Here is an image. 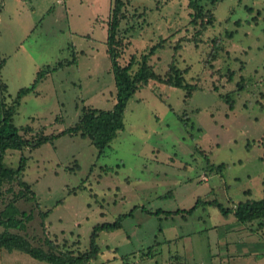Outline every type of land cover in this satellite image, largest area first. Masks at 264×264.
Masks as SVG:
<instances>
[{
	"label": "rangeland",
	"instance_id": "374dc122",
	"mask_svg": "<svg viewBox=\"0 0 264 264\" xmlns=\"http://www.w3.org/2000/svg\"><path fill=\"white\" fill-rule=\"evenodd\" d=\"M111 1L0 0L6 99L40 68L63 64L17 107L14 123L33 129L27 138L72 126L83 106L114 104ZM198 1L201 16L190 0H124L119 63L134 55L133 74L161 43L148 63L161 80L172 63L184 86L155 79L139 88L104 152L79 134L6 152L13 169L25 158L18 178L35 196L16 200L31 214L18 232L33 245L70 259L88 249L93 225L132 212L121 228L99 233L91 264H264V218L243 224L232 213L264 195V0ZM18 190L17 181L0 188V210ZM198 197L191 213H166ZM212 200L231 211L223 215ZM0 264L51 263L0 248Z\"/></svg>",
	"mask_w": 264,
	"mask_h": 264
},
{
	"label": "trees",
	"instance_id": "16d2710c",
	"mask_svg": "<svg viewBox=\"0 0 264 264\" xmlns=\"http://www.w3.org/2000/svg\"><path fill=\"white\" fill-rule=\"evenodd\" d=\"M108 14L107 32H106V52L108 54L111 70L114 78L115 85V102L109 109H100L91 106H83L81 108L80 115L77 121L70 127L65 128L57 133L45 134L43 130H39L34 134V137L27 138L23 135L24 132L33 131L32 127L25 126L19 127L14 123V114L17 107L20 104L21 99L33 92L37 83L50 71H54L63 64L61 61L57 62L55 66L48 67L47 65L40 68L35 75V78L28 86L21 87L15 94L10 97V100L6 99V96L2 93L5 90V86L0 85V188L5 183H17L23 187V190L13 193L12 201H9L2 210H0V226L3 228L0 230V248L7 251L17 250L19 252L27 253L33 258L41 261H45L51 264H91L90 262L95 260L99 254V243L97 237L101 231H114L122 226V220L126 215L132 214V212L121 214L116 217L112 222H102L93 225L91 233L89 235L88 249L73 254L71 253L70 259H63L61 256L52 251L45 250L40 246L33 245L25 234L18 232V230H25L26 222L30 218V213L20 211L16 205L18 197L25 196L29 193L34 197L35 195L31 191H28L29 186L21 181L18 177L25 165V158L20 155L17 168L13 169L8 167L5 163V154L8 150H22L25 147L34 149L39 145L50 142L52 143L56 138L63 134H79L82 137H88L90 142L101 154L105 148L109 146V143L116 136L117 132L124 127L123 114L128 99L142 86L146 85L149 80H161V78L154 72L152 66L148 63L149 57L154 51L162 44L158 43L153 45L147 53L140 56L137 69L131 74V69L136 62V57L132 55L126 64L119 63V57L121 51V39L119 34V26L121 20L125 17L123 8L125 6L124 0H112ZM198 0H190L191 7L197 9L196 15L200 14L201 8L198 6ZM201 16V14H200ZM212 14H209L207 20L212 19ZM172 73H176L175 66L170 63L166 72L167 78L164 81L166 84L177 86L182 88L184 85L180 82L178 77H173ZM8 190L12 191L9 186ZM25 193V194H24ZM15 199V200H14ZM201 202L198 197L195 204L188 209H176L174 211H167L170 213H186L189 214ZM219 208L223 215H227L231 210L225 208L221 203L216 200L209 201ZM158 209L155 212H160ZM47 212H42L41 215H46ZM236 220L240 223H250L254 220L264 218V195L259 199H246L237 203L232 210ZM50 243V242H49ZM52 246V245H50Z\"/></svg>",
	"mask_w": 264,
	"mask_h": 264
}]
</instances>
